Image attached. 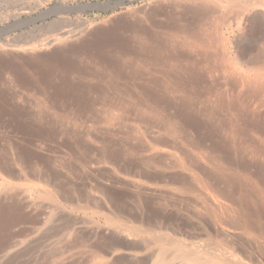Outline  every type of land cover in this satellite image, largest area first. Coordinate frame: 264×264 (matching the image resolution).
<instances>
[{
    "label": "rangeland",
    "instance_id": "374dc122",
    "mask_svg": "<svg viewBox=\"0 0 264 264\" xmlns=\"http://www.w3.org/2000/svg\"><path fill=\"white\" fill-rule=\"evenodd\" d=\"M187 1L0 0V264H264V97L236 80L264 87V0H242L239 33L213 27L228 43L212 39L214 62L192 50L191 79L185 59L135 54L144 30L190 51L161 28L189 21ZM66 50L89 69L70 76L82 99L42 71ZM231 102L258 152L221 148Z\"/></svg>",
    "mask_w": 264,
    "mask_h": 264
},
{
    "label": "bare ground",
    "instance_id": "6f19581e",
    "mask_svg": "<svg viewBox=\"0 0 264 264\" xmlns=\"http://www.w3.org/2000/svg\"><path fill=\"white\" fill-rule=\"evenodd\" d=\"M212 1L213 2L210 4V3H208V0H188L187 2L189 3V6L187 7V14H188L187 19H189V21H187V23L185 25L180 26L178 24V21L176 20L170 24L162 25V27H161V28H164V27L171 28V29H173L174 33L182 35V37L184 38L183 42H184L186 48L190 49L189 52L186 51V52L176 53V52L172 51V55L170 53H167V55H166V52L168 51L167 49H168L169 43L167 44V40L165 39V37L159 33H150L149 31L144 30L141 32V35L137 38V41H138L137 42V51L135 54L140 55V56L149 57L152 60V62H154V63H159V62H163V61L165 62L168 60H174V59H178V58H181L182 60L185 59L186 60L185 62H187V63H185V68H182V67L179 68L176 62L172 63L171 65H172V67H174L176 69V71L180 70V72L179 71L178 72L181 74V76L183 74H185L187 79L194 78L192 75H190V72L194 68V64H195L193 62V60L191 59L192 58L191 51L193 50L196 52L197 55L201 56V60L212 62L213 61L212 43L213 44L215 43V42H213L212 39L216 38L217 40H219V43L224 47L228 43V39L224 37V34L219 32V31L217 32L213 27L219 23H220V25H225V24L230 25L231 24V25H234L238 28L237 31L239 33V31L242 30L239 27L243 26V25L241 26V24H243L245 13L248 10V6L242 0H212ZM258 4H259V2H258ZM260 5H261V3H260ZM212 16H215L218 21L209 22V26L211 27V29H210L211 31L209 30V32H207L206 30L201 31L200 28L198 27V25L195 24L196 19L198 21L208 22L210 17H212ZM113 40H112L113 42H111V43L114 44L115 46H119L120 44L121 45L127 44L126 41L123 42L121 40H118V38L113 39ZM134 49L135 48H133V51H134ZM71 52H72L71 50H66L63 52H56V53L54 52L52 55V57L54 59L53 60L54 61L53 67L52 66L49 67L47 65H44L42 67V71L46 75V79L47 78L50 79V77L53 76L55 72L59 73L61 75V79L59 81L60 84L58 85L60 87L59 89L62 91H65V94L67 93V96L77 97V98L79 97L80 99H82V96L84 98L85 93L88 90L87 87L81 86L80 84H75V82L73 83L70 80V76L73 74H76L75 73L76 70L80 71L79 74L89 73L88 72L89 69L86 66H81L80 62L75 57H72ZM111 52L107 53L104 51H102V52L100 51V52H98V56L96 57V59H98L101 64L106 65L110 69L113 68L115 71H118V73L122 72V74L125 73L126 75H131V74L135 75L138 73V69H136L130 62H124L126 64L125 65L124 63H122L123 61L120 62V60H118V58H116L114 55H112ZM74 55H75V52H74ZM262 59H264V58H262ZM51 62H52V60H51ZM188 62H190V63H188ZM40 63H42V62H40ZM191 63H193V64H191ZM197 63H200V61L197 60ZM261 65H262V67H264V64H261ZM236 80H237L240 87H245L246 90H248L251 94L258 95L261 98L264 97V87H263L262 82H260V80L256 81L255 83H253L251 85L245 84L244 79H236ZM49 83H50V81H49ZM154 83H155V81H154ZM156 83L159 84L160 81L157 80ZM235 84H236V81H235ZM60 93H61V91H60ZM226 110L234 118L232 121L231 120L228 121V120L223 119L221 121L219 120V122L216 123V130L217 131H219L221 134H222V132H226L230 136L229 139H227V141L223 145H220L221 148H225V149L233 148L234 147L233 145L236 146L240 142L241 148H247L246 152L253 151V149L256 148L257 146L255 144L253 145L250 143H246V144H245V142L243 143L245 134H244L243 130L239 129L240 127L238 126V123H237V120L239 121L237 116L240 113V103L231 102V103L226 105ZM256 143H258V142H256ZM258 148L262 149L259 145H258ZM260 149L256 148L255 152H258ZM4 216H2V217H4ZM1 220H2V218H1Z\"/></svg>",
    "mask_w": 264,
    "mask_h": 264
},
{
    "label": "water",
    "instance_id": "95a60500",
    "mask_svg": "<svg viewBox=\"0 0 264 264\" xmlns=\"http://www.w3.org/2000/svg\"><path fill=\"white\" fill-rule=\"evenodd\" d=\"M106 5H109V3H106ZM93 7V6H95V5H85L84 7H87V8H89V7ZM8 31H7V29L6 28H4V29H0V35H2V34H5V33H7Z\"/></svg>",
    "mask_w": 264,
    "mask_h": 264
}]
</instances>
